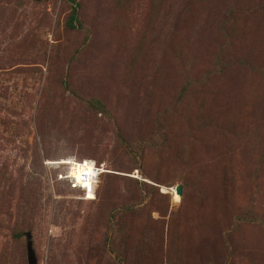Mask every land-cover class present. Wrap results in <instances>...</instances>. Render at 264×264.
I'll return each mask as SVG.
<instances>
[{"label": "rangeland", "instance_id": "obj_1", "mask_svg": "<svg viewBox=\"0 0 264 264\" xmlns=\"http://www.w3.org/2000/svg\"><path fill=\"white\" fill-rule=\"evenodd\" d=\"M27 232L36 264H264V0H0V264Z\"/></svg>", "mask_w": 264, "mask_h": 264}, {"label": "built area", "instance_id": "obj_2", "mask_svg": "<svg viewBox=\"0 0 264 264\" xmlns=\"http://www.w3.org/2000/svg\"><path fill=\"white\" fill-rule=\"evenodd\" d=\"M65 160L67 162L64 163H47L53 161H44V165L55 170L54 176L49 177L50 181L56 180L65 182L68 190H73L75 198L77 199L85 200L86 197L95 199L97 184L101 175L106 173L105 171L110 170L106 169L102 163H97L89 158L78 161L69 157ZM87 166L90 167V170H88ZM129 175L133 176L132 173Z\"/></svg>", "mask_w": 264, "mask_h": 264}, {"label": "water", "instance_id": "obj_3", "mask_svg": "<svg viewBox=\"0 0 264 264\" xmlns=\"http://www.w3.org/2000/svg\"><path fill=\"white\" fill-rule=\"evenodd\" d=\"M174 192L177 194L181 193V185L176 184L174 187ZM25 253H26V263L27 264H36V258L34 255V251L32 249L31 245V239H30V234L27 232L25 234Z\"/></svg>", "mask_w": 264, "mask_h": 264}, {"label": "trees", "instance_id": "obj_4", "mask_svg": "<svg viewBox=\"0 0 264 264\" xmlns=\"http://www.w3.org/2000/svg\"><path fill=\"white\" fill-rule=\"evenodd\" d=\"M71 17H72V16H70V19H72ZM84 159H88V158H84ZM45 160H49V159H45ZM97 163H98V162H97ZM106 173H109V172H106ZM54 174H55V170L53 169V170L51 171V173H50V176L53 177ZM104 174H105V173H104ZM102 177H103V174L101 175L100 180L98 181L97 187H98L99 183L101 182V178H102ZM53 183H55V184H62L64 187L66 186L65 182H63V181H56V180H53V181H52V184H53ZM65 188H66V187H65ZM87 199H88V198H87ZM24 236H25V234H24Z\"/></svg>", "mask_w": 264, "mask_h": 264}, {"label": "bare ground", "instance_id": "obj_5", "mask_svg": "<svg viewBox=\"0 0 264 264\" xmlns=\"http://www.w3.org/2000/svg\"><path fill=\"white\" fill-rule=\"evenodd\" d=\"M65 159H67V158H65ZM65 159H60V160H57V161L48 160V161H53V162H47V163H64V162H67ZM78 168H79V167H78ZM87 168H88V170H90V167H89V166H87ZM74 170H75V169H74ZM72 172H73V170H72ZM76 174L78 175L77 172H76ZM171 190L173 191V194H172V193H171V194H172L174 197L179 198V197H178L179 194L175 193L173 188H172ZM89 198H91V197H88V199H89ZM86 199H87V197H86Z\"/></svg>", "mask_w": 264, "mask_h": 264}, {"label": "clouds", "instance_id": "obj_6", "mask_svg": "<svg viewBox=\"0 0 264 264\" xmlns=\"http://www.w3.org/2000/svg\"><path fill=\"white\" fill-rule=\"evenodd\" d=\"M69 158V157H68ZM90 159V158H89ZM105 172H109V171H105ZM85 200H87V201H90V200H94V199H85Z\"/></svg>", "mask_w": 264, "mask_h": 264}]
</instances>
